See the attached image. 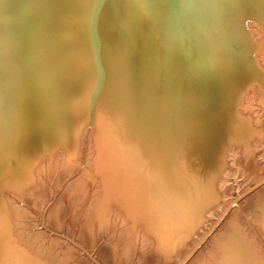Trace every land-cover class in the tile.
<instances>
[{
    "label": "bare ground",
    "instance_id": "1",
    "mask_svg": "<svg viewBox=\"0 0 264 264\" xmlns=\"http://www.w3.org/2000/svg\"><path fill=\"white\" fill-rule=\"evenodd\" d=\"M5 1L8 7L3 6V8L7 7V13L8 11L11 12V16L8 14V17L4 18L5 21L2 23L0 47L7 50L6 53L12 60V67L10 70L11 75L5 76V81L1 83L4 92H2L0 98V112L5 111L8 105L6 102L9 97L6 92L11 89L21 91L23 96L19 105H21L20 111L23 117L31 114L30 117H33V121H35L34 115L41 114L42 120L46 124H50L48 125L50 132L56 129L58 132V128L61 127L58 136L57 134L54 136V132L53 134L48 133L63 141L71 142L74 140L73 136L75 135L72 133L73 120L75 114H77H74L75 101L79 95L84 94L85 88L92 84L97 71L94 69L92 44L89 32L86 29L87 24L88 26L90 24L91 0ZM220 1L227 2V0H109L108 11L110 13L106 12L107 27L105 30H110L111 22H113V29L117 33V37H113L109 32L104 34L103 57L111 70L110 94L112 104L118 107H126V104L129 103L133 105V111H130V114L127 113V116L129 114L128 117L126 116L127 118L124 117L128 121L126 132L124 131L125 127H123L125 136H127L125 143L123 141L118 146L116 145L118 149L113 148V150L118 151L116 158L119 167L116 169V176H103L102 179L104 181V192L106 191V195H103L104 203H106L104 209L107 208L106 210H108L111 205L114 207L115 204L117 207L124 208L129 216L143 221L145 226L149 227L150 233L152 232L156 237L157 248L162 250L165 255L174 252L176 247L179 249V245L183 244L184 240L192 235L193 232L191 231L199 228L197 226H199L201 219L206 216L204 208L211 200L215 199V196H219L218 189L221 188L218 186L217 189L216 178L225 165V153L232 143L242 147V160L245 163L250 162V171H256V173L259 171V166L255 163L256 160L254 161V153L249 144L250 138L257 134V128L249 120V117L245 118V115L241 112L244 115L243 117L240 116L241 118H238V121H230L228 115L230 110L227 108L225 110H223L224 107L215 110L209 106V110L199 109V102L208 105L206 99H204L206 93L213 95L216 91H214V84L212 83L215 69L221 68L225 70V73L229 72L230 68L226 67L227 63L225 61L223 64L224 59L221 60V55H225L224 50L227 48V43L234 41L239 36L238 33H233L236 31L233 30L234 28H232L229 37L222 34L221 37L217 35L209 38L206 34L207 30L215 29L216 26L219 28L214 17L216 12L213 5L220 3ZM250 1L240 0L239 2L236 0L232 6L235 7L239 15V12L252 14L251 11L247 12L242 8L244 2L248 8ZM61 3L63 4L61 5ZM1 9L0 7V15L3 17L6 10ZM225 9L227 10V8ZM228 13L230 14V12ZM63 28L64 31L61 30ZM59 31H62L60 36ZM115 39L120 40L133 67H138L140 63L150 59L156 53L159 54V59H154L155 62L153 63L152 61L144 63L145 65L141 67L143 72L139 69V72L134 70L135 74H132ZM62 41H64V44L67 43L69 53L67 55L63 51L65 56L63 60L61 59L63 65H58L56 61L60 63L61 60L56 57L60 53L59 47L61 49L60 43ZM257 45L256 43V47ZM134 57L137 62L133 63L132 59ZM75 67L77 68L74 69ZM257 73L260 75L259 72ZM255 79L254 76L253 80ZM201 80L204 81V85L200 83ZM256 83L258 82L256 81ZM220 84L225 85L226 80L224 79L222 83L219 81L218 85ZM258 84L264 85L260 81ZM242 86L240 85V87ZM222 87L223 85H221L220 90ZM205 90H207L206 93ZM227 90L228 88L224 87L223 101L229 99ZM31 104L34 107L30 110L28 107ZM124 113L126 112L124 111ZM37 119L40 122L41 118ZM218 119H222V123L218 122ZM202 121L207 122V127L204 130L201 126ZM114 122L115 126L119 120ZM110 123L113 124L112 122L108 124ZM16 124L19 128H24L23 123L17 122ZM66 124L68 128L65 129ZM104 126H102V129L105 131ZM120 126L122 127V125ZM118 127L119 125L116 128L118 129ZM232 127H239V129L234 130ZM260 129L259 131H261ZM116 130L117 134L119 129ZM39 132L43 133L42 130ZM121 133L123 132L121 131ZM119 135L114 137H120L121 135ZM5 136L6 131L0 128V168L8 161L6 156L11 142ZM30 136L32 137V135ZM56 138H52V140H56ZM118 142L116 141V143ZM11 145H14V143H11ZM210 155L211 158H209ZM216 162L218 163L216 164ZM105 164L107 163L105 162ZM263 186L256 189V191L259 190L258 192H252L251 197L245 199L246 196H244L242 198L244 199L241 202L243 209L247 207L248 200L253 204L257 202L256 200L261 199H258L257 196L261 193L264 195L263 192H260L264 190ZM252 204L250 203V206ZM227 205L228 203L224 208ZM234 210L231 209L224 217V219L226 218L225 226L220 227V230L227 227L229 229L227 239L220 244H222V248L224 247V253L229 256L231 251L238 252L239 250L240 254L238 252L237 255L242 261L243 256H246V254L243 255V251L246 253L247 251L243 250L245 249L243 246L240 249V245L237 244L238 238L235 235L238 234L239 222ZM148 211L149 213H147ZM258 212H261V210ZM258 214L256 215L260 221ZM261 217V221H263L264 214H261ZM217 218L209 221L208 225L205 224L203 229H198L199 234L196 235L195 241L191 242L188 247L184 246L187 250L178 260L175 259L176 262L173 264H179L191 248L195 246L199 238L217 221ZM222 222L224 221H221L219 225ZM217 229L218 227L215 231ZM215 231L210 237L216 235L214 234ZM234 236L237 238L235 239L237 242L234 240ZM206 243H208V240H206ZM181 249L183 250V248ZM199 251L200 249L186 264H196L199 261L198 258H200L198 253L202 252ZM254 252L256 253V250ZM99 254L101 255V253ZM232 254L236 255V253ZM229 256H227L228 259L224 257L216 263L232 264L234 261L229 260ZM166 259L167 264H170L171 259ZM244 260L246 261V259ZM252 261L255 262L254 264H259L258 260L254 261L253 259Z\"/></svg>",
    "mask_w": 264,
    "mask_h": 264
},
{
    "label": "rangeland",
    "instance_id": "2",
    "mask_svg": "<svg viewBox=\"0 0 264 264\" xmlns=\"http://www.w3.org/2000/svg\"><path fill=\"white\" fill-rule=\"evenodd\" d=\"M4 1L5 0H2V3L0 2L1 10H6L3 17L0 15L1 31L2 23L5 21L4 18H7L8 14L11 13L9 11L7 13L8 9L6 8L8 6L7 2L5 1V4ZM234 1L236 0H227V2L220 1V3H215L213 5L214 11L216 12L214 17L219 28L216 26L215 29L207 30L206 32L209 38H213L217 35L221 37L222 34L225 37H229L232 28H234V31L236 30L233 33L239 34L238 38L234 41H230V38L228 39L230 42L227 43V48L224 50L225 55H221V60L224 59L223 64L225 61V63H227L226 67H229L230 70L225 73L224 69H215L214 80L211 81L214 84V91H216L213 95H210L207 94V90H205L204 92L206 95L204 99H206L208 105L203 102H199L198 104L200 110L204 108L205 110H209V106L213 107L215 110L223 107V110L227 108L230 110L228 114L230 121H238V118L244 115L245 118L249 117V120L253 125H256L255 127L257 128V134L250 138L249 144L254 153V161L256 160L255 163L259 166V171L257 173L256 171H250V162L245 163L243 162L244 160H242V147L232 143L225 153L226 166L224 165L216 178V187L217 189L219 187L221 188L218 189L219 196H215V199L211 200L209 204L206 205L204 208L206 216L201 219L199 226H197L199 228H196L197 230L195 229V231H191L193 232L192 235L184 240L185 244L179 245V249L176 247L174 252H169L167 255L157 248L158 242L156 237L152 232L150 233V230H148L149 227H146L143 221L136 220L129 216L124 208L117 207L115 204L114 207L111 205V208L108 210H106L107 208L104 209L106 206L104 204L106 203H104L103 195H106V191L104 192V181L102 179L103 176H116V169L119 167L116 158L118 151L113 150V148L118 149L117 146L119 143H123V141L125 143L127 137L125 136V132L127 131L126 127H128V121L124 119V117L127 118L130 111H133V105L128 103L126 107H118L112 104V96L110 94L111 70L106 59L103 57L105 48L104 34L109 32L113 37H117V33H115L113 29V22H111L110 30H105L107 27L106 12L110 13L108 11L109 0H91L90 24L89 26L87 24L86 29L89 32V38L92 44V61L94 69L97 71L92 84L88 87L86 86L87 88H85L86 91L84 94L79 95L80 99L78 96L75 101L74 114H77H75L72 127V133L75 134L73 136L74 140L67 142L58 137H53L51 135L53 132L55 133L53 134L54 136H56V134L57 136L60 135L59 131L61 130L59 129L61 127L58 128V132L57 129L50 132L48 129V125L50 124H46L39 113H37L38 116L37 114L34 116L35 121L37 118H41L40 122L39 119H37L38 122L33 121V117H30L31 114L23 117L20 111L21 105H19L21 97L23 96L22 92L15 91V89L6 92L9 97L6 102L8 105L5 111H2V113L0 112V128L6 131L5 137L11 142L6 156L8 161L1 165L0 168V264H167L166 258L171 259L170 264H173L183 255L184 251L187 250L185 247H188L191 242L195 241L196 235L199 234L198 229H203L205 224L208 225L210 223L209 221L217 218L224 206L235 198L238 193L247 190L261 178L263 179L264 87L262 86L264 85H259L258 83L259 81L260 83H264V79H262L264 77V0H251L249 2L250 5L248 4L250 8L249 6L247 8L244 2L242 7L243 10L247 12L251 11L252 14L239 12L240 15L235 7L232 6ZM238 1L240 2V0ZM62 4L63 3H61V5ZM253 5L256 6L253 7ZM3 6L7 7L3 8ZM259 6L261 9H259ZM225 8H227V10ZM227 11L230 12V14ZM9 16H11V14ZM234 18H238L239 20H235ZM232 21L234 22L232 23ZM56 23L58 24L57 21ZM61 30L64 31V28ZM62 31H59V36ZM1 36L2 34L0 32V39ZM115 41L122 51L123 57L129 65L132 74H135L134 70L138 71L140 69L142 71L141 67L145 65L144 63L151 61L153 63L155 62L153 61L154 59H159V54L156 53L150 59L140 63V67H133L120 40L115 39ZM256 43L258 44L257 47ZM70 45L73 47L72 44ZM60 46V53L58 56L56 55V58H58V60H63L65 58L63 51H65L67 55L69 51L67 50V43L64 44V41L60 43ZM5 50L4 47H0V98L2 97V92H4V87L1 83L5 81V76L11 75L10 70L12 67V60L6 53L7 50ZM134 58L132 59L133 63L137 62L136 58L135 60ZM62 60L60 62L61 64L57 61L56 64L63 65ZM223 64L222 66H224ZM76 68L77 67L74 69ZM257 72H259L260 75ZM261 75L263 76L262 78L260 77ZM252 76L253 78L255 76L256 79L253 80ZM224 79L226 80V86L224 84L218 85L219 81L222 83ZM256 81L258 83H256ZM251 82L253 83L249 84ZM200 83L204 85V81L201 80ZM10 84L12 83L10 82ZM221 85H223V87L220 90ZM240 85L245 87H240ZM224 87L228 88L227 91L229 92L227 93L229 99L226 98L227 100L225 101H223ZM236 96L241 97L237 98ZM33 107V104H31L28 108L31 110ZM124 111L126 113H124ZM241 112L244 115L241 114ZM127 113H129L128 116ZM114 117H116L119 122L115 120L116 118ZM122 117L123 119H121ZM114 121L118 123L121 122L122 124L116 122L117 124L114 126ZM254 121H256V124ZM17 122H20V124L23 123L24 128H19L16 124ZM109 122L113 124H108ZM218 122L222 123V119H218ZM118 125L120 127H118L119 130L116 128ZM120 125H122V127ZM16 126L17 128H15ZM102 126L106 128V132L102 129ZM112 126L120 131L119 134L121 136ZM201 126L203 127L202 130L206 129L207 122L202 121ZM64 127L65 129L68 128L67 124ZM123 127H125V132L123 131ZM232 128L234 130L239 129V127ZM259 128H261V131H259ZM40 129L42 132L43 129L45 131L41 133L39 132L41 131ZM115 130L120 136L117 137L118 139L114 137L118 136ZM121 131L123 133H121ZM30 135H32V137ZM48 138L51 141H49ZM52 138H56V140H52ZM116 141L119 142L116 143ZM11 143H14V145H11ZM69 145L71 146L69 147ZM211 157L210 155L209 158ZM7 158L5 159L7 160ZM104 161L107 164H105ZM217 163L218 162H216V164ZM260 192L264 193V190ZM251 193L248 194V197L246 196L245 199L251 197ZM253 193L255 192L253 191ZM263 196L262 193L258 195L257 198L261 199H259V201L256 200L257 202L253 200L256 203H253L254 205L248 200L247 207L248 204L249 207H244V209L243 205H241L244 199H241L239 201L240 204L238 203L239 205L235 207L236 209H232L236 212L239 222L237 228L238 234L236 233L237 235H235L238 238V242L235 240L237 239L235 236L234 240L240 245V249H242L243 246V248H245L243 250L247 251V253L251 252V255L249 254L250 257H248L249 255L243 251V255L246 254V256H243V260L246 259L248 263H244L246 262L245 260L244 262L240 260L237 255L239 250L238 252L231 251V253H229L230 256L224 253V247L222 248V244L220 243H223L227 239V231L229 228L227 227L226 229L220 230V227L223 225L225 226V218L223 220L224 222L218 225V229L214 233L216 235L210 237L212 240L209 238L208 243L205 242L200 248L199 252L202 251L198 253L200 262L197 260L200 264H217L216 262H220L224 257L228 259L227 256L230 257L229 260L234 261L233 263L231 262L232 264H254L255 262L252 261L253 259L254 261L258 260L257 262L259 264H264V218L263 221H261V214H264ZM249 202L252 204V207ZM260 210L261 212H258ZM149 211L147 213H149ZM152 212L154 211L152 210ZM254 214L259 215L261 222L258 220L257 215L255 216ZM181 248H183V250ZM254 250H256V253ZM99 253H101V255ZM232 253H236V255ZM253 253L254 255L252 256ZM198 262L195 263L199 264ZM220 264L223 263L221 262Z\"/></svg>",
    "mask_w": 264,
    "mask_h": 264
},
{
    "label": "water",
    "instance_id": "3",
    "mask_svg": "<svg viewBox=\"0 0 264 264\" xmlns=\"http://www.w3.org/2000/svg\"><path fill=\"white\" fill-rule=\"evenodd\" d=\"M264 184V178L259 180L256 184L248 188L247 190L238 193V195L233 198L228 205L224 208V210L221 212L220 216L217 218V221L208 229L207 232L204 233V235L199 238V240L195 243V246L191 248V250L184 256V258L179 262V264H186L191 257L203 246V244L208 240V238L211 236V234L215 231V229L218 227V225L223 221L224 217L233 209L234 207H237L239 204V201L244 197L250 194L251 192L255 191L258 187L262 186Z\"/></svg>",
    "mask_w": 264,
    "mask_h": 264
}]
</instances>
